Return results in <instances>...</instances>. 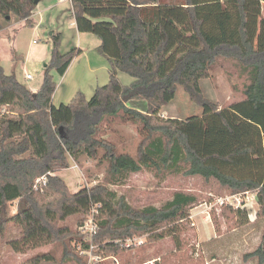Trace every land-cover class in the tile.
I'll return each mask as SVG.
<instances>
[{
    "label": "trees",
    "instance_id": "1",
    "mask_svg": "<svg viewBox=\"0 0 264 264\" xmlns=\"http://www.w3.org/2000/svg\"><path fill=\"white\" fill-rule=\"evenodd\" d=\"M71 3L77 30L100 40L97 50L108 60L109 80L89 99L79 91L69 103L55 106V75L62 76L75 55L74 49L60 51L59 33L50 37V56L34 94L14 73H5L0 59V235L13 222L21 228L20 238L12 241L15 250L49 243L74 234L57 221L86 215L98 204L93 241L105 253L116 254L120 248L115 240L136 234L158 240L168 233L157 230L186 218L197 197L177 191L160 207L135 208L105 185L142 168L213 179L231 194L253 191L256 214L264 221V45L255 46L251 39L247 1ZM35 6V0H0V18L13 15L32 24ZM221 58L236 59L250 78L244 97L224 107L207 99L200 87ZM118 71L133 80L123 85ZM178 86L202 108L201 114L183 119L159 116ZM131 100L142 102V109L129 105ZM113 118L140 127L135 155L118 151L113 141L98 135L101 122ZM83 155L107 161L104 184L69 192L54 173ZM41 175L48 178L45 189L52 196L42 203L32 190ZM15 200L16 212L9 215L8 204ZM83 246L88 249L89 242ZM246 256L264 264V222L260 243ZM25 264L61 263L42 253Z\"/></svg>",
    "mask_w": 264,
    "mask_h": 264
},
{
    "label": "rangeland",
    "instance_id": "2",
    "mask_svg": "<svg viewBox=\"0 0 264 264\" xmlns=\"http://www.w3.org/2000/svg\"><path fill=\"white\" fill-rule=\"evenodd\" d=\"M246 1L251 39L255 46L263 47L264 0ZM2 20L0 45L5 73L15 71L17 78L21 80H25L24 75L29 73L34 76L31 84L38 82L49 58L42 62L34 55L41 53V45L49 41L51 29L43 30L38 26L33 30V24H25L17 18ZM10 40H14L18 55L22 56V60H17L14 67L8 45ZM125 77L132 79L128 74H125ZM249 82L248 72L240 62L232 58H221L211 69L209 77L200 80V87L207 99L224 107L241 100L244 97V88ZM122 84L129 83L123 81ZM1 109L5 112L6 106ZM201 112L202 108L178 86L174 98L160 109L159 116L183 119L190 115H199ZM98 135L113 141L118 151L133 155L142 137L137 124L130 121L121 122L118 118L102 121ZM106 167L105 159H93L83 155L77 160L71 159L68 168L60 169L54 175L63 179L69 192H75L82 187L104 184ZM37 178L33 181L32 190L38 201L42 203L52 200V196H49L51 191L45 189L48 178L46 177L45 183H37ZM105 185L135 208L148 205L160 207L177 191L195 195L197 202L189 207L186 218L160 227L157 231L168 234L158 240L149 239L147 233L130 236L143 240V243L137 246L124 247L120 244L122 240H115L120 248L116 254L105 253L94 243L93 238L97 230L92 237L80 231L79 223L86 215L74 214L56 222L57 226L69 229L74 234L35 247H23L22 251H17L12 246V241L20 238L21 228L9 222L0 235V264H25L26 260L42 253H49L61 264H91L94 261L93 254L97 251L101 264H258L256 258L247 257L246 254L260 243L263 218L256 214L252 219L246 208L242 210L221 204L220 197H227L231 192L215 180H205L197 175L188 176L182 172L142 168L138 172L129 173L118 183ZM251 194L253 192L243 200L253 202V209L249 208L252 213V210L258 211V205ZM16 208L17 200L8 204L9 215H13ZM95 220L98 223L99 219ZM89 241L94 245L92 253L86 252L83 246V243Z\"/></svg>",
    "mask_w": 264,
    "mask_h": 264
},
{
    "label": "crops",
    "instance_id": "3",
    "mask_svg": "<svg viewBox=\"0 0 264 264\" xmlns=\"http://www.w3.org/2000/svg\"><path fill=\"white\" fill-rule=\"evenodd\" d=\"M12 18L17 17L11 15L8 21ZM17 20L20 19L17 18ZM30 20L33 24V30H35L38 26H41L43 30L51 29L49 32L50 37L55 33L60 34V50L62 53L68 52L72 49L75 50V55L66 68L64 74L56 78V87L51 100L55 106H58L61 103H69L74 95L79 91L82 92L86 98H88L90 95L92 96L94 90L98 86H102L108 82V60L97 50L100 40L97 36L91 33L80 32L77 30L71 0H39L32 11ZM20 21L24 22L23 20ZM8 45L12 52V58L14 61L12 67H14L17 60H22V56L18 55L14 40L8 41ZM41 47L43 48L41 53L34 56L44 62L50 56L52 48L51 38H49V41L45 45L42 44ZM0 59L4 69L1 45ZM43 72L44 71L41 72V78L38 82L31 84V80L34 79L33 75H31V78H26L24 75L25 80H21L17 78L15 71H12L18 81L23 83L33 93L37 92L41 86ZM125 74L126 73L124 72L118 71L117 76L119 81L121 83H123V81L130 83L132 79L128 80L127 77H125ZM128 104L138 107L139 109H142L143 107L142 102L139 101L131 100Z\"/></svg>",
    "mask_w": 264,
    "mask_h": 264
},
{
    "label": "built area",
    "instance_id": "4",
    "mask_svg": "<svg viewBox=\"0 0 264 264\" xmlns=\"http://www.w3.org/2000/svg\"><path fill=\"white\" fill-rule=\"evenodd\" d=\"M26 78H31V74H25ZM76 166V165H75ZM36 182H46V175H41L36 179ZM251 192L253 191H244L241 193H236V194H231L227 197H220L219 202L221 204H228L232 208H240L244 210L243 208H246L248 210V215L249 217L252 216V219L256 217V211L252 210V213L249 211V208L253 209V202H248L247 200H243L244 197H247ZM253 197L255 198V192H253ZM252 198V197H251ZM256 201V198H255ZM248 202V203H247ZM97 206L98 204H95L92 206L91 210L86 214L85 219L83 222L79 225V229L82 233H88L90 237H92L96 230H97V223L95 220V214L97 213ZM143 240L140 238H135V237H127L120 241V244H122L124 247H131L133 245H139L142 244ZM94 245L92 242L89 241V247L88 249H85L86 252L92 253L93 252ZM93 260L94 261H99L100 256L93 254Z\"/></svg>",
    "mask_w": 264,
    "mask_h": 264
},
{
    "label": "water",
    "instance_id": "5",
    "mask_svg": "<svg viewBox=\"0 0 264 264\" xmlns=\"http://www.w3.org/2000/svg\"><path fill=\"white\" fill-rule=\"evenodd\" d=\"M39 0H35V3L37 4ZM34 94V93H33Z\"/></svg>",
    "mask_w": 264,
    "mask_h": 264
}]
</instances>
